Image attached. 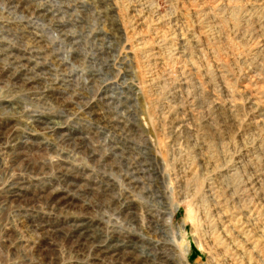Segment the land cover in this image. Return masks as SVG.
Returning <instances> with one entry per match:
<instances>
[{"label": "rangeland", "instance_id": "374dc122", "mask_svg": "<svg viewBox=\"0 0 264 264\" xmlns=\"http://www.w3.org/2000/svg\"><path fill=\"white\" fill-rule=\"evenodd\" d=\"M263 261L264 0H0V264Z\"/></svg>", "mask_w": 264, "mask_h": 264}, {"label": "bare ground", "instance_id": "6f19581e", "mask_svg": "<svg viewBox=\"0 0 264 264\" xmlns=\"http://www.w3.org/2000/svg\"><path fill=\"white\" fill-rule=\"evenodd\" d=\"M143 169H145V168H143ZM213 194V193H212ZM216 195V194H215ZM152 220V219H151ZM157 221V220H156ZM89 226H87L86 228H84L83 229V233H85L86 235H85V237L88 239V237H89V235H90V233H89ZM247 236V235H246ZM261 237H263V236H261ZM114 240V239H113ZM119 243V242H118ZM252 244H254V243H252ZM241 245V244H240ZM256 245V244H255ZM110 246H111V244H110ZM246 247V246H245ZM101 250V249H100ZM254 250V249H253ZM114 254V253H113ZM238 254H239V252H238ZM242 254V253H241ZM234 257V256H233ZM239 257V256H238ZM114 258V257H113ZM230 258H232V257H230ZM229 258V259H230ZM232 260V259H231ZM235 261V260H234ZM231 262V261H230ZM264 262V261H263ZM231 264V263H230ZM237 264H239V263H237ZM247 264V263H246Z\"/></svg>", "mask_w": 264, "mask_h": 264}]
</instances>
